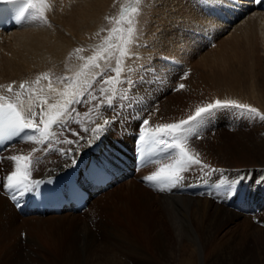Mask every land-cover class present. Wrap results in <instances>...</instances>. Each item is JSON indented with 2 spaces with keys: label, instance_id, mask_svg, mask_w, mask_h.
Listing matches in <instances>:
<instances>
[{
  "label": "bare ground",
  "instance_id": "6f19581e",
  "mask_svg": "<svg viewBox=\"0 0 264 264\" xmlns=\"http://www.w3.org/2000/svg\"><path fill=\"white\" fill-rule=\"evenodd\" d=\"M116 1L47 0L50 8L45 13L46 23L27 18L23 25L11 31L0 30V86H4L0 88V94L10 95L6 91L7 85L14 82V88L19 89L21 82L31 83L42 73H49L53 87L58 92L62 91L65 86L62 78L74 77L85 63L79 57H89L102 50L98 45H102L104 41H101V44L97 42L103 26L109 21L107 13L110 6ZM119 1L121 3L122 0ZM125 1L127 0L123 2ZM153 1L151 3L144 0L140 5L141 12L136 18V28L145 16L146 26L143 31L137 30L135 42L131 46L132 56L125 61V66L128 67L121 79L131 80V83L128 85L126 82L118 86L122 91L115 100V103L129 101V97L133 100L129 102V108L140 101L135 107L142 115L132 112L129 108L127 110L119 108V115L112 112L117 107L106 106L107 109H95L92 112V119L98 123H102L103 119H109L111 124L106 134L92 147L84 146L77 153L76 145L57 142L50 146L51 151L34 153L36 157L42 156L33 173L34 179L63 172L71 165V156L64 158L56 150L58 146L64 145V150L72 149L76 158H84L86 161V168L79 173V180L83 184L91 179L98 168H102L112 171L116 181L122 180L121 185L126 183V186H121L115 190V193L107 194L108 190L94 192L87 210L83 211V216L79 212L72 211H63L60 214H36L23 210L20 213L9 201L6 194L8 189L3 186V177L12 169V162L7 159L0 160V264H4L2 259L7 260L21 251L25 252L24 245L30 247L27 252L38 255L45 264H50L48 261L62 260L64 254L60 258L57 257L63 252H67L71 264H81L80 239L73 241L70 239V249L69 246L67 249V245L62 247L70 235L73 237L79 231H84V258L90 264H125L115 251L122 249L124 242L130 248V243L137 242L140 236L150 244L145 234L142 235L140 226L131 223L128 227L131 221L128 222L118 213L117 208H113L116 202L122 206L126 194L134 198L143 194L146 199L164 208L165 213L162 217L165 218V222L158 223V226L162 225V227L157 231L154 243L157 256L153 257H157L159 264H264V202L260 214L256 215L260 218L258 223L252 216L238 213L227 203L226 205L218 203L208 197L154 193L134 180L151 174L156 170V165L146 162L141 168L134 166L133 147L136 134H132V131H137L142 125L140 118L147 114V111L151 110L148 116L151 127L186 119L194 113L197 106L214 102L211 95L205 94L204 84H198L199 81L206 79L205 70H201L200 79L196 78L193 75L191 61L188 59L199 56V61L205 62V67L217 65L220 69L222 66L220 61L228 57L227 53L238 50L240 38L254 42V39L260 36L264 40V11L254 8L251 5L252 0ZM155 1L158 4H155ZM96 17L100 28L91 35L94 41L93 52L88 55L75 53V67L70 70V64L66 63L68 51L89 49L88 35L83 33L81 26L85 21ZM107 34L103 33L104 40L108 37ZM211 43L214 45L208 48ZM217 47L218 49L212 51ZM115 59L114 56L107 66L114 67ZM101 64L104 66L103 61ZM128 68H132L137 76L134 77ZM183 69H189L185 73L186 79L189 75L190 80L179 79L184 73ZM107 75L111 76L114 73L109 71ZM40 83L47 87L48 81L41 80ZM96 83L98 84L95 88L100 87L99 80ZM180 83H183L185 88L175 91ZM95 88L92 90L94 93ZM219 89L225 90V87L220 85ZM262 91L264 84L251 93H240L223 98L257 107L264 112ZM97 92L99 93V90ZM121 96H124L123 99H120ZM79 104L82 105L78 112L83 114L95 103H78L74 106L75 109ZM228 108H219L205 119L202 127L197 129L202 137L201 140L193 137L190 141L191 146L200 153L204 163L221 169L220 172L213 173L216 178H221L224 174L228 179L244 177L242 181L249 182L248 185L259 182L263 187L264 182L261 181L264 178V121H261L263 123L261 129L257 128L255 133L252 132L254 136L248 135L247 131L252 128L249 125L251 122L245 116H240L239 110ZM154 109H156L155 113ZM80 118L85 120L83 125L79 126L72 122L67 127L73 132L80 133L83 137L80 144L83 145L90 136V132H84L83 129L85 127L90 129L94 125L88 123V119L83 115L78 119ZM246 128L247 130H244ZM55 131L60 134L61 140L77 139L72 132L64 128L60 129L57 126ZM227 134H232L234 138L244 141L248 146L250 162L247 166L242 165L244 162L241 156L245 154L234 155L227 150L228 146L225 142L218 141L219 138L224 140L223 136ZM33 147L39 146L19 138L13 145L5 147L0 155L2 154L1 157L4 158L19 152L27 154ZM157 158L163 159V154L151 153L149 160ZM148 167H152L151 171L146 170ZM134 172L137 175L131 176ZM185 175L187 178L175 187L176 190L196 183L200 176L199 168ZM218 196L223 200L228 198L224 193H218ZM174 208L183 215V225L169 217L174 215L171 213L174 212ZM93 214L103 221H100L103 229L113 227L119 230L120 236L113 239L114 242L107 243L102 241L103 238L97 237V232L92 228ZM135 247H131V253L140 252L148 256L146 249L140 245ZM157 260L153 261L148 256L147 261L148 264H152L158 262Z\"/></svg>",
  "mask_w": 264,
  "mask_h": 264
},
{
  "label": "snow or ice",
  "instance_id": "6c2138e0",
  "mask_svg": "<svg viewBox=\"0 0 264 264\" xmlns=\"http://www.w3.org/2000/svg\"><path fill=\"white\" fill-rule=\"evenodd\" d=\"M142 2L143 0H130L127 6L121 7L118 17L107 18L110 22L114 21L115 27L109 30V36L102 45L98 46L102 50L89 57H79L85 63L74 77L62 78L65 85L62 91L58 92L53 87L49 73H42L31 83L21 82L19 89L14 88V82L7 85L6 91L10 95L0 94V141H10L12 138L19 137L39 146L33 147L27 154L19 152L2 158L12 162V169L3 177V186L9 190L13 199L29 193H39L42 184L52 182L50 179L45 181L33 178V173L40 163L39 157L34 156V153L51 151L50 146L57 142L76 145L75 151L78 153L84 146L92 147L106 134L111 121L103 119L102 123H98L91 118L92 112L105 105L112 107L118 86L126 82L131 83V80L126 81L121 77L125 75V61L132 56L131 46L137 34L136 18L140 15ZM0 3L17 6L14 14L17 22L26 16L33 20L47 22L45 13L50 8L47 0H0ZM74 51L80 53L83 49ZM114 56L115 66H107ZM102 61L104 66L101 64ZM94 69L100 71L94 72ZM109 71L114 75H107ZM182 79H186V75ZM41 80L48 81L47 87L41 85ZM97 80L100 82L99 95L92 91L93 84ZM2 87L4 86H0ZM184 88L185 85L180 83L174 90L179 91ZM93 101L96 103L88 112L81 114L75 110L76 104ZM224 107L238 109L240 114L249 120L264 121V113L255 107L235 100L221 101L219 99L197 106L192 115L176 122L156 124L150 127V121L144 119L137 136L141 154H163V159L147 161V163L156 165V170L145 176L144 180L156 186L159 191H166L183 183L187 178L185 174L196 168H199L201 178L220 172V169L203 162L200 153L191 146L190 141L193 137L202 138L197 129L202 127L205 119L210 117L215 110ZM81 115L88 119V123L94 125L90 129L87 127L83 129L84 132H90V136L83 145L80 144V140L83 139L80 133L73 132L67 127L72 122L82 123L78 119ZM58 125L72 132L77 139L61 140L60 134L55 131ZM56 150L61 155L71 156V165L76 166L77 158L72 149ZM97 170L100 171L102 168ZM243 179L244 177H240L231 180L220 190L226 196H231L234 194V185ZM261 182H264V178Z\"/></svg>",
  "mask_w": 264,
  "mask_h": 264
},
{
  "label": "rangeland",
  "instance_id": "374dc122",
  "mask_svg": "<svg viewBox=\"0 0 264 264\" xmlns=\"http://www.w3.org/2000/svg\"><path fill=\"white\" fill-rule=\"evenodd\" d=\"M123 1L124 0H122L121 3H120V1L117 0L116 3L111 4L109 12L107 13L108 18L109 17H113V18L118 17L121 7L122 6H127L128 3L130 2V0H127L125 2H123ZM145 2L153 3L154 1L153 0H145ZM155 4H158V3L156 2ZM141 20H142V22L139 21V25L137 26V30L139 32L143 31V29L146 26V24H145L147 22L146 21V16L143 17ZM113 27H115L114 21H112V22L108 21L106 23V25L103 26V28H102L103 30L100 33V39L97 42L98 44H101L102 43L101 41H104L103 33L104 34H107V33L109 34V30L112 29ZM81 28L83 30V33L88 35V43H89L88 47H89V49H85V50H83L80 53H84L85 55H88V54L93 52L94 41L91 39V35L100 28V23H99L98 17L93 18L91 20L85 21L82 24ZM81 38H80V40H81ZM254 42H252V41L248 42V40L246 38H244V39L240 38V40L238 42V47H237L238 50L227 53L228 57L226 59H222L220 61L221 65H222L220 69L218 68L217 65H212L211 67L210 66L209 67H205V62L199 61V58H200L199 56L196 57V58L194 57L192 59H188L189 61H191V64H192L191 68H192V71L194 72L193 75L196 78L200 79L201 70H205V74L207 76L206 79H203V80L199 81V83H198V84H201V85L204 84L205 94L211 95L212 99H214V100H218V99L221 100L222 99V101H224V100H228L230 98H223V97H233L236 94H240V93H249V92L251 93L257 87H259L260 85L264 84V40L262 39V37L258 36V37H256V39H254ZM249 43L250 44L252 43V45H250ZM77 44H79V42ZM139 45H140V43H139ZM98 46H100V45H98ZM211 46L212 45H210L208 48H210ZM216 49H218V47L215 48V49H212V51H214ZM238 54H239V56H238ZM74 57H75V52L72 51V50H69L66 63L70 64V66H71L70 70L75 67ZM127 67L128 66H125V69ZM186 68H187V66H186ZM217 68H218V71L216 70ZM128 70H129V72L134 74V77L137 76L134 73L132 68H128ZM143 70H144V68H143ZM188 70L187 69H183L182 70V71H184V73L180 76V78H179L180 80H181V78L184 75H186ZM188 79L190 80L189 75H187V79L186 80H188ZM236 79H237V82H235ZM186 80H184V82ZM181 81H183V80H181ZM97 84L98 83L93 84L92 90L95 88V86ZM220 85H223L225 87V90H220L219 89ZM134 88H135V86L133 87V89ZM99 89H100V87L95 88V93L97 95H99V93L97 92ZM118 89L119 90L117 92V96H116L115 100H117V98L119 97V95L121 94V91H122L119 87H118ZM172 91H173V89H172ZM262 92L264 94V91H262ZM122 97H124V96H121L120 99ZM124 99L127 100V98H124ZM115 100H114L113 103H115ZM128 100L129 101H124V102L123 101L122 102H118L117 101L116 103L117 104L120 103L122 105V107H120V109L123 110V108H124L125 110H127V108H129L128 107L129 106V102L133 101L129 97H128ZM202 101L206 102L204 99H202ZM93 102L96 103L95 101H93ZM81 105L82 104H79V106L76 108L77 112H78L79 107ZM135 106H137V104ZM255 108H257V107H255ZM101 109H107L106 105L100 107L98 110H101ZM257 109H259V108H257ZM137 113L139 115H142L139 112H137ZM139 115H138L137 118H139ZM145 116L148 117L149 115L145 114L143 117L140 118V121H142ZM240 116L243 117V115H240ZM246 119L249 120L248 118H246ZM80 120L82 121V123H77L79 126L83 125V123L85 121L82 118H80ZM249 121L251 122V123H249V125L252 128H251L250 131L249 130L247 131V134L251 135V136H254L253 135V133H255L254 131H257L256 130L257 128L261 129L263 127V123L261 122V120H249ZM254 125L256 127H254ZM58 127L60 129H63L62 128L63 126H59L58 125ZM244 130H247V128L244 129ZM223 139L224 140L219 138L218 141L219 142H225V145L227 144V146H228L227 150L231 151L234 155H238L240 153V156H241V154H245V155L241 156L243 158L242 161L244 162L242 165L243 166H247V164H249V162H250V158H249L250 156H249V151L247 150L248 146L244 143V141L237 140L236 138L233 137L232 134L224 135ZM199 140H201V138ZM58 149H63L64 150V145L58 146ZM2 157H3V155H2ZM2 157H0V160H2ZM63 157L65 158L66 156L63 155ZM134 180L138 184H143L144 185L143 182L139 181V178H135ZM135 181H132V182H135ZM121 184L122 183H118V184L112 186L110 189H108L107 194L115 193V190H117L121 186H124V187L126 186V183L123 184V185H121ZM257 186H258V188H257ZM251 188L253 189L252 192H254L255 198L264 199V186L263 187L260 186V183L257 182L256 184L251 185ZM260 189H263V190H260ZM260 191H263V192H260ZM8 193H10L9 190L6 191L7 195H8ZM131 197L134 198L133 196H130L129 194H126L124 196V198H123L124 201L122 203V206H120V204L116 202V203H114L115 205H114L113 208H117L118 213L120 215H123L126 218V220H128V222L131 221V222H129L130 224H128V227L131 225V223H134V224L140 226L141 229H142V235L144 236V234H145L146 239H149L148 241H150V244H147V242L143 238H141L139 236V238H138L139 240L137 239L136 240L137 242L132 241L130 243V246L134 248L135 246L140 245L142 248L146 249L150 259L155 261V260H157L156 259L157 257L156 258L153 257V256H157L156 252H155V250H156L155 249V245H154L155 236H156L157 231L159 230V228L162 227V225L158 226V223L159 222L162 223V221L165 222V218L163 219V217H162L163 214L165 213L164 208L160 207V205L158 203L146 199V197L143 194H139V196L135 197L134 199H132ZM137 199H139V200H137ZM138 202L140 204H138ZM173 211L174 212H171V213L174 214V215L173 216L169 215V217L173 218L174 222L176 221V223H179L180 225H183L184 224V220L182 219L183 215L180 214L181 212H178V210L175 209V208H174ZM81 214H83V213H81ZM91 216L93 217L92 228L94 229V231L97 232V235H98L97 237L98 238H100V239L103 238L102 241H106L107 243L108 242L111 243V242H114L113 239L115 240V238H118L120 236L119 235V230H117L116 228H113V227H111V228L110 227H106L107 230L103 229L104 228V227H102L103 226L102 225L103 221L98 219L94 214L91 215ZM100 221H102V222H100ZM98 222H99V224L101 223V225L97 224ZM99 226H101V227L99 228ZM109 228H110V230H109ZM111 229H112V231H111ZM103 231H105V232H103ZM115 235H116V237H115ZM109 236H112V237L110 238ZM23 237H25V234L23 235ZM71 237L72 236L70 235L68 237V239L65 240V242H64L62 247H65V245H67V249H68L70 239L72 241L75 240V239H80L79 240L80 241V246L79 247H80V255H81V258H82L81 259V264H90L89 261L84 258V249H83L84 248V239H85L84 231L76 232L73 235V237L72 238ZM111 239H112V241H111ZM124 244H125V246L126 245L127 246L125 247ZM131 247L129 248V245L126 244V242H124L122 244V249H118V251L115 250L117 252V256L119 257V259L122 262H124L125 264H148V261H147L148 260V256L146 254L140 253V252L131 253L130 252ZM24 249H26L25 252L28 253V255L25 252L21 251V252L17 253L15 256L10 257L11 259L10 258H8L7 260L6 259H2V263H4V264H45V262H43V260H41L42 258H39L38 255H34L31 252H27V250L30 249L29 246L24 245L23 246V250ZM69 249H70V246H69ZM29 253H30V255H29ZM38 253H39V251H38ZM152 253H153V255H152ZM61 255H63V256L61 257ZM60 257L62 258V260H60V261H57V262L48 261V262L50 264H53V263H56V264H71L70 258L67 257V252H63L62 254L58 255L57 258H60ZM159 263H160V261H158L156 263L153 262L152 264H159Z\"/></svg>",
  "mask_w": 264,
  "mask_h": 264
}]
</instances>
